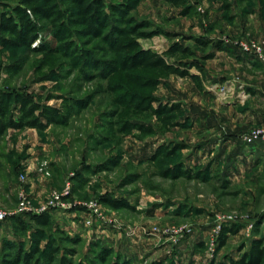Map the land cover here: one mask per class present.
Returning a JSON list of instances; mask_svg holds the SVG:
<instances>
[{
	"label": "rangeland",
	"instance_id": "374dc122",
	"mask_svg": "<svg viewBox=\"0 0 264 264\" xmlns=\"http://www.w3.org/2000/svg\"><path fill=\"white\" fill-rule=\"evenodd\" d=\"M20 1L0 0V10L12 14ZM134 1L130 24L111 16L110 27L94 38L81 34L83 28L68 19L71 7L57 0L66 17L63 40L27 11L36 40L12 48L0 44V92L74 111L65 125L8 129L0 138V264H24L10 245L28 251L35 227L30 217L41 214L74 239L60 241L62 249L74 251L60 258L72 264H221L237 259L251 239L264 237V158L251 153H264V142L244 141L251 130L264 128L255 121L264 115V97L246 86L264 64L236 45L264 46V0H185V7L164 0H103ZM122 28L144 33L137 39L142 49L163 53L180 41L198 57L211 53L199 62L202 90L173 76L160 78L154 88L127 84L114 70V42L123 40L117 34ZM190 37L209 45L202 50ZM40 45L56 50L38 52ZM240 55L255 67L239 62ZM125 92L155 99L153 108L180 103L181 126L166 129L150 113L121 104ZM127 122L132 129L124 128ZM162 148L176 152L165 156ZM175 165L177 173L168 174ZM230 229L235 232H227L221 245L222 232Z\"/></svg>",
	"mask_w": 264,
	"mask_h": 264
},
{
	"label": "trees",
	"instance_id": "16d2710c",
	"mask_svg": "<svg viewBox=\"0 0 264 264\" xmlns=\"http://www.w3.org/2000/svg\"><path fill=\"white\" fill-rule=\"evenodd\" d=\"M64 1L71 7L68 11V19L83 28L81 34L94 38L100 37L103 30L110 27L111 16H116L118 20L130 24L132 21L126 19V17L137 3L134 1L126 5H106L103 0ZM164 1L175 7L186 6L185 0ZM20 3L21 6L11 9L12 14L0 10V33L10 36L9 38L0 37V44L3 47L29 46L36 40V26L31 21L27 11H30L37 20L45 21L50 26L52 35L58 41L65 38L60 31L65 29V12L59 9L57 0H21ZM106 8L110 12H107ZM117 34L123 40L114 42L118 54L114 70L123 73L124 81L127 84L154 88L159 84L160 78L173 76L189 78L199 91L202 90L200 78L202 69L199 62L211 59V53L198 57L192 47L185 46L180 41L171 43L163 53H157L140 47L137 39L145 35L139 33L137 28H122L117 30ZM166 37L174 38L169 33L166 34ZM189 40L193 41L202 50H206L209 45L208 41L199 38L190 37ZM218 48L224 50L222 47ZM55 50L46 45H40L38 48V52H55ZM168 58L172 59V62ZM194 68L199 71V74L191 72ZM109 88L114 90L111 86ZM118 100L121 104H126L136 111L150 113L166 129L181 126L177 119L178 114L181 112L180 103L159 104L158 107L153 108L152 104L158 101L140 96L134 92H125L120 95ZM15 110L19 113L17 118L13 117ZM36 113H38L37 116ZM73 114L72 107H68L65 112H62L59 108L42 106L19 93L0 92V138L8 129L18 130L28 127L43 130L49 125H65ZM124 125L125 129H132L134 126L128 122ZM137 128L147 134L153 132L150 127L145 128L138 125ZM175 152L174 149L162 148L159 154L173 156ZM178 169L179 165H175L167 172L168 174L175 173ZM104 203L115 208L121 205V203L109 199H104ZM124 206H127V204L124 203ZM30 220L35 226L30 237V249L23 251L15 243L10 245V248L17 249L18 259L23 258L24 264H31L32 261L38 264L39 259H45L48 263H54L58 259L59 264H72L65 257L60 258L63 251L66 255L74 253L73 250L62 249L60 241L74 242V239L67 236L58 227H54L47 214L31 216ZM18 225L20 229H26V225L22 222L18 221ZM227 232L234 233L235 230L230 229L222 232L221 245L224 244ZM221 264H264V237L251 239L249 248L240 253L237 259H231L227 263Z\"/></svg>",
	"mask_w": 264,
	"mask_h": 264
},
{
	"label": "built area",
	"instance_id": "2783aa9c",
	"mask_svg": "<svg viewBox=\"0 0 264 264\" xmlns=\"http://www.w3.org/2000/svg\"><path fill=\"white\" fill-rule=\"evenodd\" d=\"M237 45L238 50L245 55L253 57L259 62L264 64V46L259 42H239ZM244 141L248 144H252L258 141L264 142V128H256L251 130L244 137ZM5 217L4 213H0V220Z\"/></svg>",
	"mask_w": 264,
	"mask_h": 264
},
{
	"label": "crops",
	"instance_id": "0c3cea01",
	"mask_svg": "<svg viewBox=\"0 0 264 264\" xmlns=\"http://www.w3.org/2000/svg\"><path fill=\"white\" fill-rule=\"evenodd\" d=\"M240 57L241 58L238 60L239 62L245 64L250 69H252L251 67H255L253 64H251L252 61L249 58H243L241 55H240ZM252 72H254V71H252ZM252 78L254 80L252 82L247 81L246 86L253 88V90H255L256 93H258L260 96L264 97V70L262 69L260 71H255L254 73H252ZM231 86H229V89L232 88L235 91L236 85L231 84ZM255 121L257 123H261L264 126V115L262 114V116L257 117V119H255ZM251 153H252V156H255V157L259 154H262L263 155L262 158H264V153H260V151H257L256 149H253V151H251Z\"/></svg>",
	"mask_w": 264,
	"mask_h": 264
}]
</instances>
